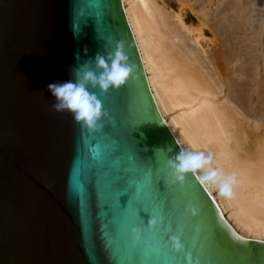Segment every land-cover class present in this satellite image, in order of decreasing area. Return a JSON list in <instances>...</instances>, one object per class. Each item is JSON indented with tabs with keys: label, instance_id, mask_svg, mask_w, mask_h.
<instances>
[{
	"label": "water",
	"instance_id": "1",
	"mask_svg": "<svg viewBox=\"0 0 264 264\" xmlns=\"http://www.w3.org/2000/svg\"><path fill=\"white\" fill-rule=\"evenodd\" d=\"M123 10L122 0H0V264H264V240L240 235L196 177L174 182L179 142ZM116 41L134 72L118 90L88 85L109 114L89 131L53 108L47 86L75 83L89 58L99 75L94 58Z\"/></svg>",
	"mask_w": 264,
	"mask_h": 264
},
{
	"label": "bare ground",
	"instance_id": "2",
	"mask_svg": "<svg viewBox=\"0 0 264 264\" xmlns=\"http://www.w3.org/2000/svg\"><path fill=\"white\" fill-rule=\"evenodd\" d=\"M176 1L177 11L163 0H122L148 88L180 148L211 153L213 167L235 177L231 198L203 184L223 218L264 240V14L257 33L256 0Z\"/></svg>",
	"mask_w": 264,
	"mask_h": 264
},
{
	"label": "clouds",
	"instance_id": "3",
	"mask_svg": "<svg viewBox=\"0 0 264 264\" xmlns=\"http://www.w3.org/2000/svg\"><path fill=\"white\" fill-rule=\"evenodd\" d=\"M70 30L74 38L79 39L83 29L73 23ZM88 47L83 48L87 54ZM107 51V50H106ZM76 61L81 59L80 52L74 53ZM95 65L102 69L99 75L91 70L93 63L89 58L75 70L76 82L51 83L48 90L55 98L53 108L56 111L68 110L73 114L74 120L89 131H95L103 127V120L108 118V113L103 107V103L95 92L89 91L88 85L92 88H99L101 92L107 93L109 90H118L125 85L132 77L134 66L129 62L123 43L116 41L113 51H107V56L97 53ZM110 61V63H109ZM160 150V149H157ZM175 183L183 186L186 178L191 175L196 177L201 184L211 185L216 188L219 196L231 198L232 185L235 182L234 176H225L221 170L213 167V156L211 153L197 151L190 147H182L168 160ZM158 224V219L153 217L148 221V227L154 229ZM136 232V229H133ZM170 240L175 249L179 252L183 250L184 244L180 237L170 236Z\"/></svg>",
	"mask_w": 264,
	"mask_h": 264
},
{
	"label": "rangeland",
	"instance_id": "4",
	"mask_svg": "<svg viewBox=\"0 0 264 264\" xmlns=\"http://www.w3.org/2000/svg\"><path fill=\"white\" fill-rule=\"evenodd\" d=\"M257 2H258V5L257 4H255V6L253 7V11H250V14H251V16L253 17L252 18V21H254L253 19H255V21L253 22V24H255L254 25V27H255V32L257 31V33H258V29L260 28L259 26H260V24H261V20H259V16H260V14H264V0H256ZM163 2H164V4L167 6V7H169V8H171V9H173V10H175V11H177L178 10V8H179V6H178V4H177V1L176 0H163ZM175 3V4H174ZM123 4V3H122ZM169 5V6H168ZM123 8H124V6H123ZM254 8H256V9H254ZM195 21H197L196 19H195ZM258 21H260V23L258 22ZM204 31H205V37H207V38H211V37H213V33H212V31H211V29L208 27V26H205L204 25ZM255 32H254V34L253 33H251V35H255ZM207 34V35H206ZM239 35H238V37H244V34L243 33H238ZM242 34V35H241ZM250 35V36H251ZM238 37H237V40L238 41H241V43H242V41H245V40H243L241 37L239 38V39H241V40H239L238 39ZM253 36H251L250 38H252ZM263 41H261L260 42V44H259V46H260V53L264 56V34H263ZM245 38V37H244ZM252 41V40H251ZM246 41L247 42V44H249V43H251V45H254L255 43H254V41ZM262 42H263V44H262ZM240 45H242V47H243V44H239V45H237V47H239ZM238 50L240 51L241 50V47H239L238 48ZM259 53V54H260ZM167 119H169L170 120V115H168L167 116ZM225 215V217L229 220V221H231V223L235 226V228L241 233V234H243V236H245V237H249V236H247L246 235V233H244V232H242L241 231V229H239V228H237L236 227V224H235V222H233V220L230 218H228V213H226V214H224Z\"/></svg>",
	"mask_w": 264,
	"mask_h": 264
}]
</instances>
